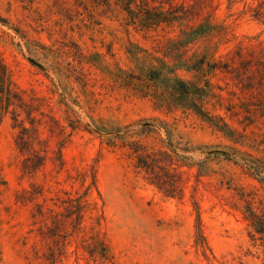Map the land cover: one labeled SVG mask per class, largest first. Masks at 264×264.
<instances>
[{
  "label": "rangeland",
  "instance_id": "374dc122",
  "mask_svg": "<svg viewBox=\"0 0 264 264\" xmlns=\"http://www.w3.org/2000/svg\"><path fill=\"white\" fill-rule=\"evenodd\" d=\"M182 3L193 7L179 19ZM206 22L224 27L227 40L181 44L183 32ZM239 47H264V0H0V59L14 88L42 99L44 111L72 132L62 170L47 161L25 175L13 107L0 94V264H39L36 204L59 209L55 203L68 198L86 200L90 211L62 264H87L75 249L91 228L117 264H264L244 219L249 203L264 211V178L226 158L238 150L264 159L263 118L251 124L227 110L259 104L234 86L223 64ZM204 57L199 71L183 66ZM165 76L211 84L215 97L204 109L224 117L235 138L204 122ZM130 144L178 155L181 198L146 180ZM34 187L41 194L22 202ZM199 220L204 244H197Z\"/></svg>",
  "mask_w": 264,
  "mask_h": 264
},
{
  "label": "trees",
  "instance_id": "16d2710c",
  "mask_svg": "<svg viewBox=\"0 0 264 264\" xmlns=\"http://www.w3.org/2000/svg\"><path fill=\"white\" fill-rule=\"evenodd\" d=\"M195 5V4H194ZM193 5L185 6L184 3L176 8L182 9V15L177 18H187ZM189 11V12H188ZM260 12V11H259ZM177 20V19H175ZM213 25L211 22L200 24L192 28L190 32H183L181 44L187 41L206 39L209 42L214 37L220 41L227 40V32L224 27ZM218 43V42H217ZM213 45L209 44L208 49ZM196 63L183 66L188 70L199 71L203 68L205 59ZM220 62L214 61L211 68L215 69ZM232 74L234 86L242 93L258 98L259 104L241 102L231 104L227 110L231 117L237 116L240 112L251 124L259 114L264 120V47L259 49L239 47L230 50L226 54V62L223 63ZM240 64V67L237 66ZM163 72H157L161 76ZM168 83L173 82L175 89L184 97L186 103L191 104L196 114L215 131L222 132L228 138L234 139L236 130L219 114L204 109V105L211 97H215L211 84L205 88L198 86L196 82L183 80L176 76L174 79L165 76ZM177 87V88H176ZM0 94L5 99L7 109L13 107L11 120L13 129L16 131L15 145L22 157L21 169L25 175H34L47 161H51L55 168L62 170L65 166L63 149L71 142L72 132L68 133L61 122L51 111H44V101L37 97L25 98L13 86L6 67L0 59ZM256 95V96H254ZM22 115L25 117L22 118ZM28 124V125H27ZM72 130L75 129L71 125ZM46 137L43 138V134ZM54 143L55 147L51 148ZM136 158V168L144 174L147 181L155 186L167 197L181 198L184 191L185 180L178 155L167 153L161 150L149 151L146 147L130 144ZM234 157L226 155L227 159H238L244 167L252 174L264 178V159H258L250 154L235 150L231 153ZM183 160L185 158H182ZM92 184L95 185V171L91 170ZM28 197L22 196V202L32 201L35 196L41 194L38 187L33 192L26 191ZM197 207V201L194 199ZM59 209L44 204H36L32 214L33 224L37 225V237L41 248H34L33 260L40 261L39 264H62L68 255L69 239L77 231L82 229L86 214L90 211V204L86 200L65 199L60 205L55 203ZM244 219L248 222L250 231L248 233L252 246L261 249L264 253V211L255 210L249 203L244 212ZM71 228V229H70ZM205 236L202 230L201 221L197 227V244H204ZM77 257L84 259L87 264H117L109 251L106 241L100 237L98 232L91 228L86 233L75 249ZM238 264H244L239 262Z\"/></svg>",
  "mask_w": 264,
  "mask_h": 264
}]
</instances>
